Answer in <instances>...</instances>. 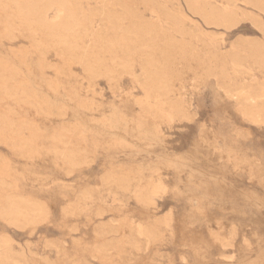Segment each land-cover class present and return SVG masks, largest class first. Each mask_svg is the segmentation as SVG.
Returning <instances> with one entry per match:
<instances>
[{"label": "rangeland", "instance_id": "rangeland-1", "mask_svg": "<svg viewBox=\"0 0 264 264\" xmlns=\"http://www.w3.org/2000/svg\"><path fill=\"white\" fill-rule=\"evenodd\" d=\"M78 1L84 9L102 3ZM108 1V7H112V0ZM148 1L151 5L145 4ZM185 1L133 0V5L144 19L160 24H165V19L151 10L157 11L159 4L171 12L185 11L192 17L184 22L190 34H176V38L189 41L203 58L211 53L227 57L233 45L264 46V13L254 6L259 1L193 0L200 5L204 1L208 8L211 5L233 12L227 13L234 15L228 24H223L225 27L193 15ZM99 23L100 17H96L95 26ZM90 44L89 38L83 40L85 47ZM44 56L30 46L27 38L16 36L9 40L0 35V62L15 67L19 78L28 83L31 93L48 110H65L62 116L46 117L23 103L13 104L16 112H26L33 125L39 127L37 147L28 155L20 154L11 147L10 140H0V181L4 178L13 192L34 197L48 209L47 220L34 227L17 228L0 218V237L11 239L16 259L23 264H110L91 257V248L98 242L92 229L110 218L122 222L146 219V212L130 194L119 195L123 202L114 201L110 189L100 182L101 173L114 168L139 177L144 183L152 184L157 177L164 180L167 192L150 216L169 210L171 226L163 231L162 240L141 252L127 249L114 254L111 264H264V127L244 119L216 78L205 74L207 71L198 68L194 61L191 68L185 67L184 61H176L181 80L172 81L170 88L172 94H179L189 115L160 131L148 118L140 116L138 106L129 100L130 92L141 94L138 80L143 74L137 63L133 74L120 76V96H116L104 78L99 77L90 85L89 77L77 63L65 61L53 50ZM221 65L222 62H215V66ZM227 70L229 84L248 83L252 73L257 82L263 83V73L256 68L243 76L235 75L231 65H227ZM65 123L78 128L72 140L83 139L92 156L88 166L71 174H66V167L55 161L47 147L49 135ZM88 188L96 191L90 210L65 216L61 209ZM96 204L111 210L101 217L94 216ZM217 222L223 226L220 228ZM71 225L77 229H71ZM211 229L223 235L232 230L233 245L222 247L214 242L209 237ZM49 240L57 242V249L47 246ZM85 246H90L88 251L82 249Z\"/></svg>", "mask_w": 264, "mask_h": 264}, {"label": "bare ground", "instance_id": "bare-ground-1", "mask_svg": "<svg viewBox=\"0 0 264 264\" xmlns=\"http://www.w3.org/2000/svg\"><path fill=\"white\" fill-rule=\"evenodd\" d=\"M185 2L188 10L193 15H199L206 23L228 24L234 15L229 16L227 13L233 12L226 13L224 9H217L210 4L208 8L203 4L204 1H201L202 5L200 0L197 4L193 0ZM257 2L254 6L264 13V0ZM81 4L78 0H0V35L9 40L16 36L27 38L30 46L42 57L53 50L65 61L77 63L89 77L90 85L97 78H104L109 90L116 96H120V76L133 74V66L137 63L143 74L138 80L141 94L130 92L129 100L138 106L140 116L148 118L160 131L163 126H169L173 121H180L189 115L186 104L179 98V94H172L170 85L174 80H181V73L178 71L180 69L175 66V62L184 61L185 67L191 68V61H194L198 68L207 71L205 74L217 79L218 86L227 97L235 101L246 121L264 127L263 45H233L227 53L228 59L221 53H211L203 58L195 53L189 41L176 38V34H190L184 22L191 21L192 17L183 10L171 12L161 4L157 6V11L150 8L158 17L165 19V24H160L144 19L142 13L133 5V0H112V7H108V0H102L98 7L89 9H84ZM145 4L151 5V1ZM96 17H100L98 27L95 26ZM85 38L91 41L88 47L83 45ZM216 61L222 62V65L215 66ZM7 65L0 62V140H10L15 151L29 154L37 147L39 127L33 125L26 112H16L13 104L23 103L26 107L34 108L36 114L46 117L62 116L65 110H48L42 100L31 93L28 83L19 78L16 68ZM227 65H231L235 75L242 76L249 74V69L256 68L263 73V83L257 82L255 74L252 73L249 74L251 79L248 83L238 84L232 80L235 84H229L226 80ZM73 125H58L49 135L50 145H47L55 161L62 162L66 167V174L81 170L92 161L89 148L83 139L72 140L79 132ZM100 180L105 188L110 189L114 201L122 200V196L130 194L134 203L146 212V219L122 222L118 218H110L112 220L109 222L97 224L92 229L94 238L98 240L93 249L91 248L94 251L91 253L92 258L111 264L114 254H120L127 249L141 252L163 239V231L171 226V212L168 210L161 215L150 216L159 208L158 201L167 192L161 177H157L152 184L144 183L139 177L108 168L101 173ZM95 192V189H83L74 202L67 203L61 211L65 216L89 211V203L93 201ZM109 210L111 207L96 204L92 214L101 217ZM0 218L17 228L34 227L47 220L48 209L34 197L13 192L11 185L1 177ZM221 224L217 222L220 228L223 226ZM70 227L77 229L75 225ZM208 232L209 237L220 246L233 245L232 230H228L225 235L212 229ZM109 235L113 237L109 238ZM47 246L57 249L58 244L49 240ZM89 247L82 249L88 251ZM13 249L11 239L1 235L0 264H23L15 258ZM181 259L185 260L184 257Z\"/></svg>", "mask_w": 264, "mask_h": 264}]
</instances>
